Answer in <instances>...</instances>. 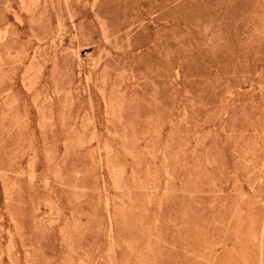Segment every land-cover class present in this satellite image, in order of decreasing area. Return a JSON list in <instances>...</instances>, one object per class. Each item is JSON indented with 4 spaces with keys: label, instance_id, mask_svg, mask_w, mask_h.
<instances>
[{
    "label": "rangeland",
    "instance_id": "1",
    "mask_svg": "<svg viewBox=\"0 0 264 264\" xmlns=\"http://www.w3.org/2000/svg\"><path fill=\"white\" fill-rule=\"evenodd\" d=\"M0 264H264V0H0Z\"/></svg>",
    "mask_w": 264,
    "mask_h": 264
}]
</instances>
